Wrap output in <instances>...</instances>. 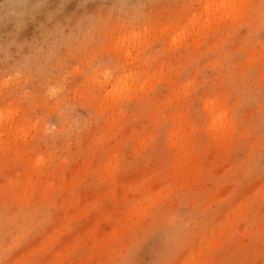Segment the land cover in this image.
Masks as SVG:
<instances>
[{
	"label": "clouds",
	"instance_id": "9594fccd",
	"mask_svg": "<svg viewBox=\"0 0 264 264\" xmlns=\"http://www.w3.org/2000/svg\"><path fill=\"white\" fill-rule=\"evenodd\" d=\"M0 264H264V0H0Z\"/></svg>",
	"mask_w": 264,
	"mask_h": 264
}]
</instances>
